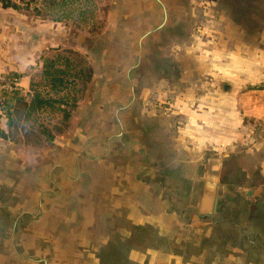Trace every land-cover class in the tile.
Instances as JSON below:
<instances>
[{"label":"rangeland","instance_id":"1","mask_svg":"<svg viewBox=\"0 0 264 264\" xmlns=\"http://www.w3.org/2000/svg\"><path fill=\"white\" fill-rule=\"evenodd\" d=\"M28 1L12 34L26 51L34 25L20 94L44 58L92 75L51 145L3 151L0 264H264V226L249 227L264 220V175L248 153L194 150L180 111L201 100V76L219 75L237 35L261 29L264 0Z\"/></svg>","mask_w":264,"mask_h":264},{"label":"crops","instance_id":"2","mask_svg":"<svg viewBox=\"0 0 264 264\" xmlns=\"http://www.w3.org/2000/svg\"><path fill=\"white\" fill-rule=\"evenodd\" d=\"M18 24V14L0 7V77L20 73L17 69L28 62L29 54L34 51V25L30 26V31L26 25V35L22 37L26 51H20L21 47L16 44L18 38L12 35L13 31H23ZM237 36L240 39H234L232 54L228 56L224 49L219 75L213 78L201 76L207 79V85L201 87V100L192 107L180 108V111H188L185 127L194 137V150L208 151L212 153L211 158H226L227 153H248L264 175V130L261 129L264 126V23L249 39L242 33ZM225 41L224 48L230 39ZM25 80L22 77L16 86L22 89ZM218 81L227 84L220 89ZM0 129L5 130L1 117ZM7 147L10 143L0 140V158ZM204 191H207L206 187Z\"/></svg>","mask_w":264,"mask_h":264},{"label":"trees","instance_id":"3","mask_svg":"<svg viewBox=\"0 0 264 264\" xmlns=\"http://www.w3.org/2000/svg\"><path fill=\"white\" fill-rule=\"evenodd\" d=\"M67 1L69 2V0H45L44 2L50 8H61L68 4ZM28 4V0H0L2 9H11L17 13H22L24 8H28ZM37 13L35 15L40 16ZM51 21L55 23L62 21V14L54 16ZM38 74V82H34V79H32L33 81L29 80L30 94L25 97L20 94L18 89L11 92H0V117L5 122V130L0 129V140L11 144H19L26 143L24 140L27 138L29 142L33 141L35 146L51 145L54 141V133L61 132L66 128L70 119L71 110L69 109L73 110L76 106L75 96L78 93V87L85 85L92 75L91 68L76 69L69 58H63L62 56L42 59ZM5 78L7 81L17 82L21 79V75L9 73ZM59 115L61 116L63 128L58 126V123L52 128H48L43 124V119H53ZM175 174L177 175V173ZM180 183H183V181ZM187 187L185 185L183 188L187 189ZM230 201L234 200L231 199ZM236 213L237 210H233L227 215L230 220L237 221L239 213ZM252 221L250 228L254 222H257V224H253L255 230L259 229V225L264 226V220L259 219V217L254 218ZM230 225L234 229V233L239 236V227L233 223ZM256 237L259 241L262 240L260 236L257 235ZM121 248L119 247L118 251ZM121 253L123 254L122 251Z\"/></svg>","mask_w":264,"mask_h":264},{"label":"built area","instance_id":"4","mask_svg":"<svg viewBox=\"0 0 264 264\" xmlns=\"http://www.w3.org/2000/svg\"><path fill=\"white\" fill-rule=\"evenodd\" d=\"M16 83L15 81H7L5 77H0V92L6 91L11 92L12 90L16 89Z\"/></svg>","mask_w":264,"mask_h":264},{"label":"water","instance_id":"5","mask_svg":"<svg viewBox=\"0 0 264 264\" xmlns=\"http://www.w3.org/2000/svg\"><path fill=\"white\" fill-rule=\"evenodd\" d=\"M166 19V18H165ZM165 19H164V21H165ZM164 23V22H163ZM163 25V24H162ZM162 25L160 26V28L162 27ZM146 36H148V33L145 35V36H143V38H145ZM142 38V39H143ZM142 39L140 40V41H142Z\"/></svg>","mask_w":264,"mask_h":264}]
</instances>
